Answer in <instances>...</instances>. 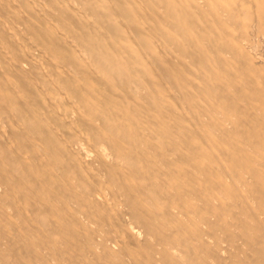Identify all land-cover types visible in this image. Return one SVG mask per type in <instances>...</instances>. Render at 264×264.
<instances>
[{"label": "bare ground", "instance_id": "6f19581e", "mask_svg": "<svg viewBox=\"0 0 264 264\" xmlns=\"http://www.w3.org/2000/svg\"><path fill=\"white\" fill-rule=\"evenodd\" d=\"M0 264H264V0H0Z\"/></svg>", "mask_w": 264, "mask_h": 264}]
</instances>
